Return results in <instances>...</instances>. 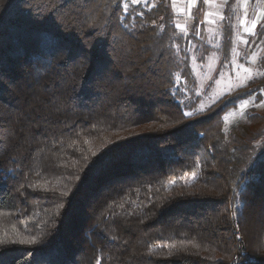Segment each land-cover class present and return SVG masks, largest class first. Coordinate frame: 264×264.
<instances>
[{
    "label": "trees",
    "instance_id": "1",
    "mask_svg": "<svg viewBox=\"0 0 264 264\" xmlns=\"http://www.w3.org/2000/svg\"><path fill=\"white\" fill-rule=\"evenodd\" d=\"M235 1L222 10V62ZM149 3L125 14L111 0H0V236L15 226L40 240L0 247V264H264V115L228 133L222 123L260 88L184 117L189 45L164 47L178 16L170 0Z\"/></svg>",
    "mask_w": 264,
    "mask_h": 264
},
{
    "label": "snow or ice",
    "instance_id": "2",
    "mask_svg": "<svg viewBox=\"0 0 264 264\" xmlns=\"http://www.w3.org/2000/svg\"><path fill=\"white\" fill-rule=\"evenodd\" d=\"M252 2V0H236V4L239 7L243 8V14L242 17L239 19V24L238 28L242 30L243 33L247 34V36L250 37H257V28H264V9H257L255 12L250 13L249 12V5ZM144 4L145 7L151 9L152 7H155V4L149 3V0H111V4L115 5V12L118 13L119 10L122 8L123 12L126 14L129 11V8L132 5L136 4ZM178 3L182 4L183 6L178 7ZM257 4H264V0H256ZM202 5L198 11L203 12V19L197 22L194 26V31L190 32L189 31V24L187 23V20H194L196 17V13L193 12V9H197V6ZM171 7L174 10V13L176 16H185L187 19L184 22H180L178 20H173L172 23L174 24V29L178 30L173 31L171 33L172 37V43L171 45H164V47H171L172 49L176 50V52H179L180 50V43L178 40V37H183L186 39L187 44L189 47H186L184 49L185 52V62L188 60V53L193 52V50L197 49L198 45L194 43L195 40H204V36L201 30V25L207 24V25H216L218 21H225L229 19V17H226L222 11V9L225 8H231L233 7L231 0H171ZM208 9H215V11H210ZM137 15H143V13H137ZM165 18L160 17V20L163 21ZM125 28H128V24L125 23L123 25ZM144 25L141 24V27ZM151 26L154 28H159L161 32L164 31L165 24L164 23H157L156 20H153L151 22ZM211 33V30H209ZM237 40H241L245 45H247L249 48L252 47V43L249 42L248 39L241 35H237L236 37ZM206 42H210L206 41ZM255 43V41H253ZM260 44H256V47H260ZM233 53V58L232 60L228 61L231 71L236 73V78H240V74L243 73L245 74L244 76V81H250L253 79V70L252 68L248 67L245 62H238V58L242 59L243 61H246L248 59V54L245 52L243 57L241 58V53L237 50V48L233 47L231 49ZM256 57L257 53L255 51L252 52L251 54V63L255 64L256 63ZM193 60H195L197 57L195 54L192 55L191 57ZM203 56L200 57L201 60H203ZM196 68L195 66L193 67V71H195ZM211 79V78H210ZM180 80V76H177V81ZM243 83V81H242ZM178 92H183V88L178 87ZM228 95H231V86H229V91L227 93ZM199 95V93H197ZM224 93L221 94V98L223 97ZM180 103H183L181 101ZM218 102L216 100L212 101V104L215 105ZM249 100H243L239 107L241 109V112H243L244 109H247L249 107ZM260 104H264V101H261ZM260 104L255 105L256 107H260ZM200 113H205L206 109L204 107H201L199 109ZM196 115L195 112L193 111H185L183 112V116L186 118L194 117ZM231 115V113H229ZM228 116L226 115L224 117V120L227 121ZM87 142V141H86ZM92 152V156L97 157V152ZM106 155V154H105ZM86 158V157H85ZM105 158L104 155H101L97 157L96 160L92 162V166L95 167L96 165L100 164L101 161ZM197 167H200V162L197 161ZM91 170V169H90ZM196 174L193 173V177L195 178ZM77 181L80 183L77 184L76 186V191L78 192L80 190L81 185L83 184V179L80 176L76 177ZM21 189L24 188V185L20 186ZM47 193L50 190L46 187H43L41 185H33V189H41ZM71 191V190H70ZM150 191V190H149ZM24 193L21 192V195ZM69 196V191H62L59 192L58 194L53 193L51 197H45V199H51L53 201L55 200H60L63 197H68ZM149 202H152L153 197L149 195L148 197ZM70 202V201H69ZM123 207V205H121ZM65 208V203H58L55 204V213L54 215L56 216H61L62 215V210ZM45 212H49V209H44ZM2 216H7L9 215L8 213H0ZM37 217L39 216V213L35 214ZM102 216H105L104 213H101ZM233 215H235V212H233ZM105 218H107L105 216ZM47 223L46 221H41L40 224ZM32 227L39 230L40 224H37L35 221L31 222ZM26 231H28V226L26 225ZM12 235H9L8 231L5 230L3 235L0 236V247H6L10 245H26V246H36L40 243V240L38 239L37 235L33 234H27L25 235L22 232H19L15 226L12 227L11 229ZM239 240L240 237H237ZM165 247H168V245H164ZM171 247H175V245H171ZM96 264H101V258H97Z\"/></svg>",
    "mask_w": 264,
    "mask_h": 264
},
{
    "label": "rangeland",
    "instance_id": "3",
    "mask_svg": "<svg viewBox=\"0 0 264 264\" xmlns=\"http://www.w3.org/2000/svg\"><path fill=\"white\" fill-rule=\"evenodd\" d=\"M256 2V1H255ZM252 3L249 5V12L253 13L254 6ZM254 5V4H253ZM183 6V5H181ZM172 8V7H171ZM256 9H264V4L255 3ZM243 9V8H242ZM187 18L185 16H178L174 20H178L180 22H184ZM192 20H187L189 24ZM218 21L216 25H201V30L204 36V40H195L194 43L198 45L197 49L190 52L192 57L193 54L197 57L195 60L190 59V69L191 75L195 79L193 80V85L191 82H183L180 83V88H183L184 91L181 92L183 94V106L185 111H193L196 115L199 112L201 107L207 109L213 100H223L226 95H228L229 86H231V92L236 90L237 88H249V89H259L261 91V97L258 95L251 96L245 100H249V107L244 109L241 112L239 107L240 103L234 108L229 109L222 117L223 130L228 133L231 128L235 127L241 122L247 123L248 120H256V116L264 115V104H260L261 101H264V35L262 37H249L247 34L243 33L241 29L237 26L239 22H235V30H234V47L241 53V58L244 53L248 54V59L243 61L238 58V62H245L246 65L253 70V79L250 81H244L245 74L241 73L240 78H236V73L231 71L230 65L228 61L222 62L220 60V55L217 51H219L221 47V22ZM211 30V33L210 31ZM237 35H241L249 40L252 43V47L249 48L245 45L241 40H237ZM210 42H206L209 41ZM255 41V43H253ZM256 44H260V47H256ZM255 51L257 53L256 63H251V54ZM203 56V60L200 57ZM233 53L231 51L229 61L232 60ZM195 66L196 70L193 71V67ZM179 75V74H178ZM211 78V79H210ZM243 81V83H242ZM178 85V84H177ZM247 85V86H246ZM199 93V95H197ZM224 93L223 98H221V94ZM188 100V102H187ZM190 104H192L191 107ZM260 104V107H256L255 105ZM231 113V115H229ZM228 116L227 121L224 120L225 116ZM250 118V119H249ZM258 124V123H257ZM257 124L250 123V126L255 130L257 128ZM232 231L235 234L236 238L240 237L238 233V228L236 223L232 225Z\"/></svg>",
    "mask_w": 264,
    "mask_h": 264
},
{
    "label": "crops",
    "instance_id": "4",
    "mask_svg": "<svg viewBox=\"0 0 264 264\" xmlns=\"http://www.w3.org/2000/svg\"><path fill=\"white\" fill-rule=\"evenodd\" d=\"M170 5H171V0H170ZM181 5L182 4H180V3H178V7H181ZM201 7H203L202 5H201ZM194 10H196V9H193V12H194ZM208 10H210V11H215V9H208ZM223 10V9H222ZM222 10H220V11H222ZM257 9L255 8V5H254V11H256ZM235 12L237 13V18H236V22H239V19L242 17V14H243V9H242V7H239V6H237V4H236V1H235ZM202 18H203V16H202ZM221 22V21H220ZM219 22V23H220Z\"/></svg>",
    "mask_w": 264,
    "mask_h": 264
},
{
    "label": "built area",
    "instance_id": "5",
    "mask_svg": "<svg viewBox=\"0 0 264 264\" xmlns=\"http://www.w3.org/2000/svg\"><path fill=\"white\" fill-rule=\"evenodd\" d=\"M232 264H239V262L237 260H235Z\"/></svg>",
    "mask_w": 264,
    "mask_h": 264
}]
</instances>
